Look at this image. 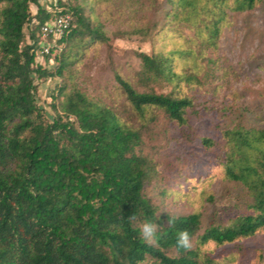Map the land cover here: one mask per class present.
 Here are the masks:
<instances>
[{
    "label": "trees",
    "instance_id": "1",
    "mask_svg": "<svg viewBox=\"0 0 264 264\" xmlns=\"http://www.w3.org/2000/svg\"><path fill=\"white\" fill-rule=\"evenodd\" d=\"M259 1L167 0V17L193 35L186 47L138 53L143 75L173 87L190 80L176 70V61L216 48L228 11L252 10ZM0 5V264H141L148 258L157 264H214L204 245L233 243L264 228V128L236 124L223 132L229 144L225 177L246 188L250 212L203 230L199 212L158 214L143 191L154 168L141 151L138 129L75 87L66 92L59 85L52 94L51 120L36 103L35 80L62 76L91 42L105 40L101 26L92 25L78 0H56L52 9L40 0ZM60 12L70 13L72 23L53 40L49 52L56 66L48 69L35 60L40 27ZM115 79L140 116L158 109L186 123L191 98L172 90L139 92L119 74ZM144 221L159 227L151 245L140 235ZM182 230L195 243L188 251L176 247Z\"/></svg>",
    "mask_w": 264,
    "mask_h": 264
},
{
    "label": "rangeland",
    "instance_id": "2",
    "mask_svg": "<svg viewBox=\"0 0 264 264\" xmlns=\"http://www.w3.org/2000/svg\"><path fill=\"white\" fill-rule=\"evenodd\" d=\"M55 1L40 0V4L52 9ZM78 2L92 25L101 26L105 40L91 42L62 76L35 80L36 103L45 119L55 115L52 94L59 85H65L66 92L78 88L141 132V151L154 168L143 191L158 214L199 212L203 230L250 212L246 188L225 177L229 144L223 132L236 124L264 128V0L252 10L228 11L216 48H208L195 60H177L176 70L192 77L174 87L144 76L138 55L186 47V39L193 35L192 29L167 17V0ZM31 10L34 13L36 7L32 5ZM49 43L54 44L52 40ZM35 60L48 69L56 66L53 53L36 55ZM116 74L139 92L172 90L191 98L186 123L179 124L158 109L140 116L127 101ZM204 138L211 143H205ZM203 250L214 264H264V228L233 243H208ZM141 264L157 263L148 258Z\"/></svg>",
    "mask_w": 264,
    "mask_h": 264
},
{
    "label": "built area",
    "instance_id": "3",
    "mask_svg": "<svg viewBox=\"0 0 264 264\" xmlns=\"http://www.w3.org/2000/svg\"><path fill=\"white\" fill-rule=\"evenodd\" d=\"M72 23V16L68 12L56 13L54 17L46 22H44L40 27L41 49L37 51V56L40 55H50L49 48L51 44L49 40H54L64 34L70 27ZM32 23H28L26 26L29 27Z\"/></svg>",
    "mask_w": 264,
    "mask_h": 264
},
{
    "label": "clouds",
    "instance_id": "4",
    "mask_svg": "<svg viewBox=\"0 0 264 264\" xmlns=\"http://www.w3.org/2000/svg\"><path fill=\"white\" fill-rule=\"evenodd\" d=\"M130 220H135L136 217L132 215L129 217ZM173 221L169 220L170 226H172ZM159 227L156 223H152L149 221H144L139 225V231L141 238L148 244H153L156 241V233ZM176 247L177 249H183L188 251L192 247L191 236L187 230H182L177 235L176 240Z\"/></svg>",
    "mask_w": 264,
    "mask_h": 264
}]
</instances>
